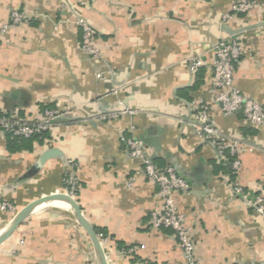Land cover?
Here are the masks:
<instances>
[{
  "label": "crops",
  "instance_id": "0c3cea01",
  "mask_svg": "<svg viewBox=\"0 0 264 264\" xmlns=\"http://www.w3.org/2000/svg\"><path fill=\"white\" fill-rule=\"evenodd\" d=\"M234 1L0 0V25L12 11L28 19L0 33V115L35 120L44 109L68 113L38 139L15 143L0 132V205L13 208L0 211V233L29 204L66 197L71 160L80 214L108 238L107 264H182L173 234L150 228L156 186L119 141L132 127L153 164L173 167L191 188L174 200L200 264H264V220L233 196L227 169L190 126L193 103L210 101L212 49L223 38L240 45L236 88L264 107V0L259 10L222 25ZM75 15L95 31L97 60L80 51ZM198 57L205 66L192 73L190 60ZM124 110L134 113L109 117ZM210 117L245 144L238 184L251 195L264 192V128L212 105ZM60 204L31 211L0 244V264H99L86 231ZM130 248L135 253L124 256Z\"/></svg>",
  "mask_w": 264,
  "mask_h": 264
},
{
  "label": "built area",
  "instance_id": "2783aa9c",
  "mask_svg": "<svg viewBox=\"0 0 264 264\" xmlns=\"http://www.w3.org/2000/svg\"><path fill=\"white\" fill-rule=\"evenodd\" d=\"M259 0H235L228 13L221 16V23L225 25L237 16L248 15L261 8ZM28 21L27 16L18 11H12L6 24L0 25V33H5L13 27H17ZM74 26L81 31L80 51L86 56L97 60L100 57L99 50L94 47V29L88 22L75 15L72 20ZM240 56V45L235 38H223L212 49V60L209 65L211 71L210 101L208 103L198 101L193 103L190 126L199 140L209 145L216 154L220 164L228 171V181L234 197L241 199L247 208L264 220V192L249 194L245 192L236 180L240 167V156L245 150V144L238 138L223 133L210 117V107L216 106L224 116H231L241 112L245 123L255 129L264 128V107L253 100L243 96L235 86L234 64ZM190 70L197 73L205 66L201 58L190 60ZM96 78L104 80V76L97 74ZM113 94L115 90H111ZM133 111L124 110L109 117L115 118L121 114H133ZM68 116L66 112L54 109H45L40 119L29 120L0 115V132L10 138L28 139L33 136H42L49 132L56 124ZM104 121L105 117H98ZM130 136L119 135V141L125 147L127 154L132 159L139 161L141 169L139 173L156 186L155 198L157 206L149 211V225L153 230L170 231L176 239L177 246L182 255V264H200L195 257L194 243L191 238L192 230L187 225L185 216L178 210L174 196L176 194L189 195L190 186L184 179L177 175L173 167L158 169L152 161L145 143L134 135V129L130 128ZM77 164L67 161V172L63 178L65 195L76 202L81 190L76 175ZM134 178L130 179L126 186L130 188ZM1 212H13V208L7 202L0 205ZM103 247L108 243V238L97 235ZM136 248H130L123 252L124 256L134 254ZM136 264V263H132Z\"/></svg>",
  "mask_w": 264,
  "mask_h": 264
},
{
  "label": "water",
  "instance_id": "95a60500",
  "mask_svg": "<svg viewBox=\"0 0 264 264\" xmlns=\"http://www.w3.org/2000/svg\"><path fill=\"white\" fill-rule=\"evenodd\" d=\"M225 32L233 35L231 31L225 29ZM63 122V121H60ZM62 203L69 207V210L73 213L74 217L76 218L77 222L80 226L86 231L97 255L99 258V264H107L105 253L102 249V246L97 238L96 233L94 232L93 228L87 223V221L82 217L79 211V207L77 203L71 200L69 197L63 198H53L44 201H38L29 204L25 209H23L16 217L4 228V230L0 233V244L15 230V228L29 215V213L36 208H39L44 205H50L53 203Z\"/></svg>",
  "mask_w": 264,
  "mask_h": 264
},
{
  "label": "trees",
  "instance_id": "16d2710c",
  "mask_svg": "<svg viewBox=\"0 0 264 264\" xmlns=\"http://www.w3.org/2000/svg\"><path fill=\"white\" fill-rule=\"evenodd\" d=\"M45 110V109H44ZM43 135H46V133L45 134H43ZM42 135V136H43ZM9 137V136H8ZM39 137H41V136H33V137H31V138H28V139H15V138H10L11 139V142H15V143H21V142H25V141H28V140H33V139H38ZM99 233V231H96V234H98Z\"/></svg>",
  "mask_w": 264,
  "mask_h": 264
},
{
  "label": "bare ground",
  "instance_id": "6f19581e",
  "mask_svg": "<svg viewBox=\"0 0 264 264\" xmlns=\"http://www.w3.org/2000/svg\"><path fill=\"white\" fill-rule=\"evenodd\" d=\"M61 207L65 208V209H68L69 210V207L67 205H64V204H60Z\"/></svg>",
  "mask_w": 264,
  "mask_h": 264
}]
</instances>
